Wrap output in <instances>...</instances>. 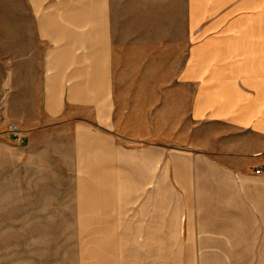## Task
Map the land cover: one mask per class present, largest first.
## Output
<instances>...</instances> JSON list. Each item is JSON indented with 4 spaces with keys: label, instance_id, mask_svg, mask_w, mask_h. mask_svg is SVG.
<instances>
[{
    "label": "crops",
    "instance_id": "1",
    "mask_svg": "<svg viewBox=\"0 0 264 264\" xmlns=\"http://www.w3.org/2000/svg\"><path fill=\"white\" fill-rule=\"evenodd\" d=\"M131 2L25 0L26 23L11 25L10 51L26 54L20 66L25 65L27 77L32 68L39 83L42 116L81 115L70 111L80 108L97 123L114 125L116 53L129 51L117 49L115 27L125 19L122 7ZM151 3L159 6L156 19L168 22L164 35L176 36V22L184 24L183 56L170 101L181 102L175 108L185 107L191 137L193 124H212L218 130L216 135L205 131L201 143L181 149L155 144L129 150L94 145L91 139V158L107 167L120 166L123 190L133 184L126 195L168 198L165 205L147 209L159 218L169 213V223L125 221L122 232L112 231L107 240L112 246L115 239L116 246L120 241L129 245L133 226L139 246L225 245V253L235 259L264 264V170L256 172L264 166V0ZM150 180L154 187L143 192ZM151 227L153 231L145 230ZM161 228L173 229L170 238L156 231ZM227 246H234V252ZM122 252L124 257V247ZM118 254L113 251L106 264H121ZM190 255L176 259L208 258Z\"/></svg>",
    "mask_w": 264,
    "mask_h": 264
},
{
    "label": "rangeland",
    "instance_id": "2",
    "mask_svg": "<svg viewBox=\"0 0 264 264\" xmlns=\"http://www.w3.org/2000/svg\"><path fill=\"white\" fill-rule=\"evenodd\" d=\"M131 1L122 7L125 19L115 27L117 49L129 51L116 53V116L114 125L107 126L80 108L70 111L81 115H41L39 83L32 68L27 77L25 65L20 66L26 54L10 51L11 25L26 23L25 0H0V264H106L113 251L120 254L121 264L262 263L235 259L225 253V245L139 246L133 226L129 245L120 241L116 246L115 239L112 246L107 240L112 231L122 232L125 221L169 223V213L159 218L147 209L165 205L168 198L161 202L159 197L126 195L133 184L123 190L120 166L107 167L91 158V139L94 145L129 150L155 144L181 149L201 143L205 131L216 135L218 130L212 124H193L191 137L185 107L175 108L180 101H170L183 56V21L176 22V36H166L168 22L156 19L159 6L152 0ZM153 187L150 180L142 190ZM156 231L169 237L173 229ZM227 247L234 252V246ZM190 254L209 259H176Z\"/></svg>",
    "mask_w": 264,
    "mask_h": 264
},
{
    "label": "built area",
    "instance_id": "3",
    "mask_svg": "<svg viewBox=\"0 0 264 264\" xmlns=\"http://www.w3.org/2000/svg\"><path fill=\"white\" fill-rule=\"evenodd\" d=\"M264 170V166L256 168V172H261Z\"/></svg>",
    "mask_w": 264,
    "mask_h": 264
}]
</instances>
